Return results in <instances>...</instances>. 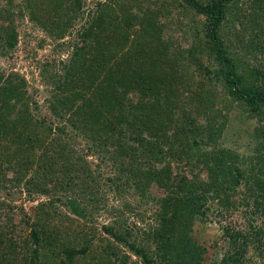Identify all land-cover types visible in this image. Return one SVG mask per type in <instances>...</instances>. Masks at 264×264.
Returning a JSON list of instances; mask_svg holds the SVG:
<instances>
[{
  "label": "trees",
  "instance_id": "trees-1",
  "mask_svg": "<svg viewBox=\"0 0 264 264\" xmlns=\"http://www.w3.org/2000/svg\"><path fill=\"white\" fill-rule=\"evenodd\" d=\"M4 1L12 4L14 0ZM23 1L30 10V20L60 39L70 33L84 7L83 0H72L70 7L67 0ZM0 10L6 13L0 16L2 54L14 46L17 33L14 16ZM172 10L194 12L203 20L191 48L185 50L187 55L181 53L175 61L169 59L172 45L159 26ZM236 27L237 43L228 37L230 28ZM78 37L61 86L63 76L57 80L58 88L71 94L50 109L61 119L60 124L32 113L25 80L17 74L6 78L0 71V152L9 142L21 145V158L15 154L17 150L0 154V186L11 168L17 184L27 180L28 190H40L43 179L45 184L54 181L56 188L79 181L80 193L69 204L72 214L85 218L90 207L106 194L102 176L106 167L114 176L107 180L119 191L135 186L145 199L150 196L144 186L157 183L168 191L152 199L159 206L157 224L145 230L144 244L128 239L131 233L121 231L124 222H119V228H105L141 257L140 264H264V59L259 55H264V0L96 1ZM197 54L208 55L211 66L201 64L199 68L206 80L202 88L195 89L193 115L187 114L186 108L181 110L175 100L176 71L167 73L161 66L173 69V64L180 65L181 57L194 60ZM214 77L216 81H212ZM131 95L138 97L136 102ZM231 102L259 123L253 157L219 146L221 136L217 134L223 124L216 121V115L223 114L218 108ZM201 116L206 118L204 124L199 122ZM223 117L227 118V113ZM7 121L24 123L9 126ZM83 135L89 139L91 153L104 156L96 166V175L87 167L82 181V177L72 176L76 172L72 169L77 164L73 142ZM16 136L19 141L14 140ZM108 147L113 149L109 154ZM168 157L174 166L169 162L170 167L157 170L155 165ZM202 171L207 178L202 177ZM239 194L243 198L238 201ZM88 200L90 205L84 206ZM239 205L246 206V226L223 228L226 253L220 260L206 262V247L184 233L197 220H208L209 212L226 218ZM48 206L38 207L40 214L29 239L23 237L22 241L7 237L11 228L0 219V264L23 260L30 264H48L49 260L51 264H76L89 254L91 239L87 234L80 245L64 240L63 229L57 225L58 231L42 237L40 229H50L57 215L58 219L61 216L55 209L48 211ZM2 210H10V206L0 201V216ZM80 227L85 229V225ZM146 243L153 245L154 251ZM113 255L107 264H128L118 252Z\"/></svg>",
  "mask_w": 264,
  "mask_h": 264
},
{
  "label": "rangeland",
  "instance_id": "rangeland-1",
  "mask_svg": "<svg viewBox=\"0 0 264 264\" xmlns=\"http://www.w3.org/2000/svg\"><path fill=\"white\" fill-rule=\"evenodd\" d=\"M96 1L104 0H83L84 7L80 17L70 27V33L65 38L60 39L51 36L42 27L38 26L36 22L30 20V10L27 9L25 1L14 0L12 4H9L7 1L0 0V9L3 10L2 12L7 11L14 16L15 23L13 24L17 33L14 46L11 49H5L0 54V71L6 78L9 75L17 74L19 78L25 80L26 99L31 103L32 113L39 118L52 119L53 122L55 120V123H61V119L54 116L50 109L57 106L58 103L62 104L66 100V96L71 94V91L64 93L62 89L58 88L59 83L57 80L64 75L65 65L69 64L73 59L74 47L79 42L78 33L85 25L86 19L92 8H94ZM67 4L70 7L72 0H67ZM145 5H149V2L145 1ZM43 10L46 11L45 9ZM4 14L6 13H0V16ZM201 19V16L194 12L188 13L187 11L172 10L169 15L160 20L159 26L160 28L162 27L164 37H166L165 40L169 39L173 48H171L172 52L168 53L171 61H175L176 59L174 58L181 56V53H184L183 56L187 55L188 51L185 50L191 48L193 44L192 38L197 37L196 35L199 34L195 33V31L201 29L203 23ZM237 29V27L234 29L230 28L228 35L236 43L240 38L239 33L238 35L235 33L238 32ZM178 46H181L182 50L179 49L178 51ZM259 55L264 59L263 54ZM201 64L211 66L208 55L201 56V54H197L194 60L181 57L180 65L173 64V69L170 65L161 66L167 73L172 72V70L176 71L177 89L173 93L176 94L175 100L178 102V105L182 106L181 110L184 108L187 109V114L191 113L195 115V112L192 110V107L195 106L192 103V101H195L193 100L196 92L195 89H198L199 86L202 88L204 86L202 82L206 80V77H203L199 73L201 71L199 69ZM204 74L206 75L205 72ZM203 78L205 79L203 80ZM63 81L64 76L62 77L60 86ZM212 81H216L215 77ZM217 90H222L221 84L218 85ZM131 98L135 102L138 99L135 95H131ZM218 109H223L222 115H216V121L223 124L222 132L220 131L217 134V136H221L218 142L219 146L237 150L244 157H253L256 143L255 134L259 127L257 120L250 119L248 115L243 114V107L239 106L236 102H231ZM226 113L228 117L224 118L223 116ZM181 114L184 115L185 111L181 112ZM205 121V117L201 116L199 118L200 123L204 124ZM23 123V121H7L9 126H18ZM64 127L69 131L71 130L68 125ZM14 140L19 141L17 136ZM88 140L87 136L83 135L73 142V153L75 154L73 158L78 165L75 164L76 167L72 169L74 172L76 171L72 176L74 178L82 177V181L87 175L82 174L85 171L84 169L88 167L95 174L97 164H101L100 157L104 156L101 153H91ZM20 148L21 145H19V142H14L13 144L9 142L2 148V151L5 150L3 153L7 155L17 150L15 154L21 158ZM112 150V147H108V154ZM169 162H172L173 165L171 166H174V160L169 157L162 163H157L155 166L157 170L163 171L170 167ZM244 165L246 166L248 163ZM138 166L135 165L136 168ZM103 170V185L106 194L103 195V199L100 202H96L90 207L89 214L85 218H80L72 214L69 204L70 199L75 197V195L78 196L80 193L78 187L79 181H77V185L73 184L71 187L56 188L54 181L51 179L47 180L46 185L43 179L40 190L35 188L28 190L27 186L29 185H27V180L23 179L21 183L17 184L15 170L11 168L6 171V175H4L6 180L3 182L2 187L0 186V201L10 206V210H2L0 219H4L8 223L7 228H11L10 234L9 231L7 233V237L21 239V241L23 237L29 239L31 227L35 224L40 214L38 207L42 204H47L49 205L48 211L55 209L61 216L58 219L57 215L56 221H54V225L52 224L53 226L50 229H40L43 238L47 234H51L61 228L63 229L64 240H75L82 245L85 242L86 234L91 239L89 243V254L77 261L76 264H107L110 254H112V258L114 259V252H118L125 263L140 264L141 257L137 256L126 245L114 239L113 236L105 231V228H119V222H124L125 229H121V231L123 233L126 232L125 234L127 232L131 233L128 239L131 242L144 244L146 238L144 233L146 231L148 232L150 228L157 224L155 213L159 206L152 199L154 197L164 196L168 191L166 188L160 187L157 183H153L150 187H143L144 190H148L147 194L150 196L148 199L142 197V192L135 186L131 189L122 188L119 191L116 185H112L107 180V178L114 177L111 174V170L106 167ZM201 174L203 178H207L205 171H202ZM55 175L57 176V174ZM1 176L2 174H0ZM52 176L54 177V174H51ZM132 185L135 184L132 183ZM242 198L243 196L239 194L236 200L239 201ZM55 199H57V202L53 206L50 203ZM90 203L88 200L86 203L84 202V206L90 205ZM213 204L210 203L209 205ZM214 208H217V205H214ZM245 210L246 206L239 205V208L232 213V216L228 215L226 218L218 217L217 213L209 212L208 220H197L190 228L188 227V233L185 232L184 235L189 238L195 237L194 239L206 247V262L210 263L213 260H220L227 249L223 236V228L236 227V225L238 227L240 226V228L241 226L245 227L247 224L244 215ZM121 216L123 217L121 218ZM62 219L64 220L63 225L62 223L58 224ZM57 225H60V228ZM81 225H85V229L81 228ZM13 231L15 233H12ZM146 244L149 247L147 245L144 246L149 250L153 246L148 243ZM152 250L154 251V246ZM51 262L49 260L48 264H51ZM15 264L30 263L23 260L17 261Z\"/></svg>",
  "mask_w": 264,
  "mask_h": 264
}]
</instances>
